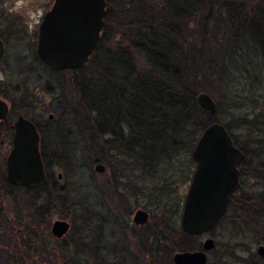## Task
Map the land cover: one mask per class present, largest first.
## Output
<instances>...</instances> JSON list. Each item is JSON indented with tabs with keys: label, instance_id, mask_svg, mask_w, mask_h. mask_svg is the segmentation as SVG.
I'll return each instance as SVG.
<instances>
[{
	"label": "trees",
	"instance_id": "16d2710c",
	"mask_svg": "<svg viewBox=\"0 0 264 264\" xmlns=\"http://www.w3.org/2000/svg\"><path fill=\"white\" fill-rule=\"evenodd\" d=\"M106 3L104 28L88 62L76 71L52 72L91 164L104 165L105 176L113 180L121 169L137 171L134 195L150 191L153 205L163 207L158 218H169L180 204L175 186L185 184L191 175L190 167L182 173L173 164L182 154L191 153L202 131L219 121L220 112L229 113L245 132L239 144L230 134L232 125H224L244 158L241 188L231 198L223 222L232 233L250 231L263 244L264 122L254 111L251 119L244 113L234 117V96L228 90L240 38L253 37L251 42L259 45L257 52L264 59V0ZM199 93L218 103L216 114L199 108ZM12 135L9 115L0 122V144L6 138L11 144ZM41 157L46 181L40 186L13 187L6 183L4 171L0 175V264H78L57 253L46 239L48 220L63 197L51 183L46 156L41 153ZM147 178L152 182L141 184ZM246 178L259 182L257 189L245 188ZM105 187L108 200L115 201L116 192ZM171 194L173 199L167 198ZM194 240L178 231L168 241V250H197L200 244ZM234 255V251L223 254L217 264H232L230 258L233 264L264 263L255 254L238 261ZM164 258L172 264L170 257Z\"/></svg>",
	"mask_w": 264,
	"mask_h": 264
},
{
	"label": "rangeland",
	"instance_id": "374dc122",
	"mask_svg": "<svg viewBox=\"0 0 264 264\" xmlns=\"http://www.w3.org/2000/svg\"><path fill=\"white\" fill-rule=\"evenodd\" d=\"M53 1L0 0V15L3 16L0 18V39L5 45L4 55L0 58V97L11 106L12 121L18 115H23L37 127L41 136V153L46 156L50 165L48 172L51 174V183L62 194L60 197H63L59 202V209L54 207L48 220L49 228L45 238L57 249H54L57 253L78 264H169L162 254L133 257L128 252L122 256L117 252L120 248L124 251L132 249L131 245L125 247L123 243L126 235L132 233L121 231L120 226H125L124 221L128 218L131 221L136 210L146 209V200L139 199L138 203H133L134 207L129 208L127 204H120L116 196L118 193L114 185L115 179L110 175L101 176L94 172V165L84 149L80 131L71 118L69 105L58 90V77L45 67L36 55L38 27ZM250 37L245 35L240 38L236 48L234 47L237 49L233 56L234 76L228 94L234 96V117L244 113L249 114L248 118L251 119L254 111L261 115L264 122V59L257 52L256 47L259 45L254 46L251 42L253 37ZM51 85L54 86L53 94L48 93ZM226 104L223 105L222 111ZM49 115H52L51 120L48 119ZM218 116V122L223 126L226 123L232 125L230 134L240 144L245 136L243 129L232 122L229 113L220 112ZM9 150L10 142L6 138L0 144V175L4 171V161ZM194 166L191 153L182 154L173 164V167L182 173L190 167L191 174ZM104 179L109 180L111 184H103ZM189 181L174 185L175 192L180 197V204L177 212L169 217V222L166 221L167 225L161 221L168 219L167 217L158 218L162 206L151 205L149 208L150 218L153 219L151 223L154 226L150 241L152 238L158 240L157 233L160 234L161 231L165 234L160 235L168 234V226L178 229ZM258 183L246 178L245 188L257 189ZM107 185L111 191L116 192L115 201L108 200L105 193ZM172 195L167 198L173 199ZM154 213L158 216L154 217ZM56 220H65L70 224L68 234L60 240L54 239L50 234V226ZM113 225L116 226L113 228ZM115 228L118 233L114 237L112 233L114 234ZM240 231L237 229L232 233L230 226L222 222L211 233L196 237L194 243L201 244L206 238L215 241L216 248L208 254V263L217 264L223 254L230 256L231 251L235 252V261H238V258L247 260L250 255L255 254L257 246H264V243L258 244V237L250 231ZM164 247L157 248L163 250ZM153 248L155 250V247ZM229 260L233 264L234 261L231 258ZM259 264L264 263L259 261Z\"/></svg>",
	"mask_w": 264,
	"mask_h": 264
},
{
	"label": "water",
	"instance_id": "95a60500",
	"mask_svg": "<svg viewBox=\"0 0 264 264\" xmlns=\"http://www.w3.org/2000/svg\"><path fill=\"white\" fill-rule=\"evenodd\" d=\"M106 6V0H54L37 31L35 52L40 62L52 72L72 71L85 65L98 46ZM4 52L5 45L0 39V58ZM196 104L210 115L217 112L215 101L207 93H199ZM9 112V103L0 97V122ZM48 118L51 120L52 115ZM243 157L222 124L214 122L202 131L191 151L195 167L180 216L184 233L203 235L219 225L232 196L241 187L239 165ZM104 171L102 164L94 165V172L102 174ZM4 179L10 186L27 188L46 181L39 132L23 115H18L13 123L11 148L4 161ZM148 217L145 211L137 210L133 223L144 225ZM69 229L67 221L56 220L51 224L50 234L60 240ZM214 248V241L207 238L200 250L177 252L172 261L174 264H207V255ZM255 254L264 258V246L258 245Z\"/></svg>",
	"mask_w": 264,
	"mask_h": 264
},
{
	"label": "flooded vegetation",
	"instance_id": "af4514ba",
	"mask_svg": "<svg viewBox=\"0 0 264 264\" xmlns=\"http://www.w3.org/2000/svg\"><path fill=\"white\" fill-rule=\"evenodd\" d=\"M76 70H72V71H76ZM49 89H50V94H53L54 93V91H53L54 90V86L51 85ZM10 112H11V106H10ZM10 112H9L8 116L10 115ZM13 123H14V121H13ZM40 148H41V142H40ZM241 164H242V162L239 165V171H240ZM105 173H106V168H105L104 173H102L100 175L101 176H105ZM116 174L117 175H116V178L114 180V185H116V188L115 189H116V192L118 193L119 199L124 198V199L128 200L126 202H122V201L119 200L120 204H127L126 206H128V208H129L131 206L134 207V204L138 203L139 199H145L146 200V205H145L144 208H146V209H138V210L145 211L149 215L148 220H147V222L144 225H135L133 223V215L137 211L136 210L133 213L132 217H131V221H130V218H128V219H126L124 221L126 223V225L125 226H120L121 231H123V232H131L132 233V234H127L126 235V239L123 240L124 246L126 247L127 245H131L130 248H132V249H130L129 251H124L122 248L118 249L117 252L121 256L125 252L126 253L128 252V254L130 256H133V257H135V256H137V257L138 256H145V257H147V256H154V254H162L163 257H170L171 258V263L174 264L173 261H172V258H173V255L175 253H177V252H173V254H171V251L168 250V247H169V244H168L169 242L168 241L170 240V238L172 236H176L178 234V231L182 232L183 234H185L187 236L194 237V238L201 237V236H205V235L211 233L212 231H214L215 229H217L222 224L225 216L227 215L228 208H227V212H226L225 216L222 218L221 222L219 223V225L214 230H212V231H210V232H208L206 234L198 235V236L184 233L182 231V229H181L180 219H179L178 229L177 228L173 229V228H171V227L168 226L167 227L168 234H166L163 238H160L159 237L158 240H154L152 238V241H150V236H152L151 234H152V232H154V230H153L154 229V226H153V223H151L153 221V219L150 218L151 217V213L149 211V208L151 207V205H153L151 192L150 191H147L146 193H141L140 196H138V197H136L134 195V191L136 190L135 188L137 187V184L139 182L138 181V177H137V174H138L137 171H135V170H129V169H121V170L117 171ZM59 176L60 175H58V178H59ZM191 177H192V174H191ZM191 177H190V180H191ZM240 178H241V171H240ZM142 181L143 182L141 184H146V183H149L150 184L152 182V179L147 178V179L142 180ZM107 182L110 183L109 180L108 181L106 179L103 180V184H107ZM189 183H190V181H189ZM182 206H183V204H182ZM169 220H170V218L165 219V220H161V221H164V223L166 224V221L169 222ZM114 226H116V225H113V228H114ZM113 231H114V234L112 233V235L115 237L116 233H118V232H116L117 231V228H115ZM160 243H163L167 249H164L165 248L164 245H160ZM214 243H215V241H214ZM201 244H200V248L197 249V250H200L201 249ZM162 246L164 247L163 250L157 248V247H162ZM153 247H155V250H154ZM113 248H116V246H113ZM215 248H216V244H215ZM215 248H214V250H215ZM197 250H194V251H197ZM214 250H212L211 252H213ZM211 252H209V253H211ZM259 259H264V258H259ZM166 261L168 262V260H166ZM207 264H208V262H207Z\"/></svg>",
	"mask_w": 264,
	"mask_h": 264
}]
</instances>
